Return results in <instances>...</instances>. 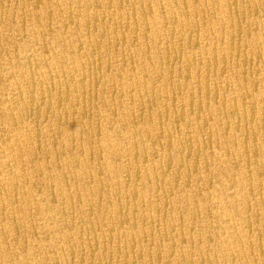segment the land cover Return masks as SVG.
<instances>
[{
	"label": "bare ground",
	"instance_id": "bare-ground-1",
	"mask_svg": "<svg viewBox=\"0 0 264 264\" xmlns=\"http://www.w3.org/2000/svg\"><path fill=\"white\" fill-rule=\"evenodd\" d=\"M0 264H264V0H0Z\"/></svg>",
	"mask_w": 264,
	"mask_h": 264
}]
</instances>
